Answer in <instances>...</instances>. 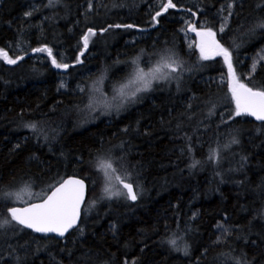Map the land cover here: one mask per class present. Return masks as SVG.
<instances>
[{"label":"trees","instance_id":"obj_1","mask_svg":"<svg viewBox=\"0 0 264 264\" xmlns=\"http://www.w3.org/2000/svg\"><path fill=\"white\" fill-rule=\"evenodd\" d=\"M167 2L0 0V49L23 57L0 58V219L66 176L88 188L62 239L15 222L0 230V264H264V121L235 114L227 64L202 59L184 32L211 29L234 77L264 91V0ZM165 55L177 71L120 111L87 106L129 79L134 60L148 70ZM99 158L135 201L108 198Z\"/></svg>","mask_w":264,"mask_h":264},{"label":"snow or ice","instance_id":"obj_2","mask_svg":"<svg viewBox=\"0 0 264 264\" xmlns=\"http://www.w3.org/2000/svg\"><path fill=\"white\" fill-rule=\"evenodd\" d=\"M51 4V0H49ZM91 7V5H89ZM166 10L167 8L175 7L172 3V0H168L166 5H162ZM231 7V5L229 6ZM161 13L157 12L156 16H159ZM26 16L32 15L31 12L25 13ZM231 15V13H229ZM155 19V17L153 18ZM116 27H121L116 25ZM126 27H132V25H126ZM256 28L264 29V20L260 21L255 25ZM224 28L221 27L220 31H223ZM91 32V30H89ZM94 34V33H93ZM208 37H214L215 33L209 29L206 33H202ZM88 37H84V46L87 47ZM215 55L222 56L224 62L229 68V74L235 76L233 71L232 63V51L229 48L224 47L215 40L212 41ZM239 47V45H235ZM34 52H48L49 56L52 55V50L47 47L33 49ZM202 59H209V56L205 52V47L201 46ZM0 58L7 60L9 64H15L18 59L23 57H17L16 59H11L8 57V54L4 49H0ZM264 59V57H261ZM52 63L57 68H67V64L57 63L56 59L52 58ZM133 64L137 66L133 69L130 78L127 82L120 84L117 88L116 95L113 96V100L117 101L115 105L107 100L97 101L96 97L93 96L90 98L89 104L87 105L90 109L94 108L95 105L102 104L105 109H111L115 107L117 110L123 107L126 102H133L137 95L141 92L150 91L152 88L153 81H161L169 78V73L165 69H170L171 72H176L177 68L173 65L178 64V60H174L172 56L165 55L161 57V60L156 64V66L149 68L145 71L144 68L139 67L137 61H133ZM103 77H101V81ZM63 87V85H62ZM84 91L83 88L80 89ZM95 91L99 92L100 89L97 88ZM230 91L232 93V98L236 103L235 114L240 115L242 112H245L249 115L255 116L257 120L264 121V91H254L252 88L247 87L245 84L240 83L236 80L233 84L230 85ZM32 130H36L35 124L26 125ZM233 143H238V140H233ZM215 155V153H213ZM198 161L192 164V167H195ZM97 170L101 171L104 174L105 180L108 184H111L113 181L117 182L122 186V189H126L124 192L120 189L115 191L109 190V187H105L104 191L109 193V197L112 196H125L127 199L135 201L137 199L136 192L133 189V184L127 181L126 176H121L117 174V168L114 167L113 162L110 158H99L97 160ZM84 181L82 179L69 178L64 180L59 184L54 190L51 191L50 195H47L45 198L41 199L39 203L29 204L27 207L17 208L12 207L8 209V216L0 219V230L7 227L15 225L23 226L24 228L31 229L34 232L42 234L54 233L57 236L63 237L65 234L74 226H76L77 221L80 215V206L84 199ZM218 227H223L218 225ZM176 250H180L177 246L176 239H170L168 241ZM186 250V246H185ZM125 264H128V261H125ZM134 264V262H133ZM239 264V262H237Z\"/></svg>","mask_w":264,"mask_h":264},{"label":"water","instance_id":"obj_3","mask_svg":"<svg viewBox=\"0 0 264 264\" xmlns=\"http://www.w3.org/2000/svg\"><path fill=\"white\" fill-rule=\"evenodd\" d=\"M202 33H206V31H200V32H197V33L195 34V38H196L197 42L199 43L200 47L203 45V46L205 47V52H206V53H210V52L213 51V50H212V48H213L212 41L215 40V38H214V37H208V36H206V35H202ZM247 87H248V86H247ZM249 88H250V87H249ZM253 90H254V91H260V90H257V89H253ZM243 113H245V112H243ZM245 114L248 115V116H250V117H252L253 119L257 120L255 116L249 115V114H247V113H245ZM69 178L82 179V180L84 181V185H85V188H84V199H83V201H82V203H81V206H80V215H79V219H78L77 224H76V226H77V225L79 224V221H80L81 211H82V208H83L84 203H85V201H86L87 191H88L87 183H86V181H85L83 178L78 177V176H72V175H71V176H66V177L63 178L59 183H57L56 185H54V186H53V187H52V188H51V189H50V190L44 195L43 198H45L47 195H50L52 190H54L56 187H58L59 184L62 183L64 180H67V179H69ZM125 191H127V190L125 189ZM43 198H41V199H43ZM41 199L36 200V201H31V202H28V203H25V204H22V205H13V206H11V207H9V208H12V207H17V208L27 207L29 204H32V203H39V202L41 201ZM130 201H132V200H130ZM132 202H133V201H132ZM9 208H8V209H9ZM7 212H8V210H7ZM76 226H74L73 228H71V229L65 234V236H66V235H67L72 229H74ZM21 227H23V226H21ZM23 228H24V227H23ZM24 229H27V230L32 231L31 229H28V228H24ZM32 232L35 233V234H39V235H53V236H55V237H57V238H59V239H62V238L65 237V236H63V237L57 236V235L54 234V233H50V234H42V233H37V232H34V231H32Z\"/></svg>","mask_w":264,"mask_h":264},{"label":"rangeland","instance_id":"obj_4","mask_svg":"<svg viewBox=\"0 0 264 264\" xmlns=\"http://www.w3.org/2000/svg\"><path fill=\"white\" fill-rule=\"evenodd\" d=\"M200 31H204V30H199V29H196V28H194L193 27V25L192 24H190L187 28H186V25H185V29H184V32H185V34L188 36H192V37H194V40H195V43L197 42V40H196V38H195V34L197 33V32H200ZM207 32V31H206ZM197 44H198V46H199V48H200V50H201V47H200V45H199V43L197 42ZM208 56H209V58H211V57H216V56H219V55H215V52L214 51H212V52H210V53H206ZM222 57V56H221ZM223 58V57H222ZM223 60H224V58H223ZM145 71H147V70H145ZM128 80V79H127ZM127 80L126 81H124L123 83H125V82H127ZM237 79L235 78V77H233V76H231L230 75V79H229V82H230V84H233L235 81H236ZM241 83V82H240ZM117 88H119V86L118 87H116V88H113L111 91L109 90V91H107V92H109V93H107V94H105V92H103L102 93V95H101V97L98 95V94H95V95H93V96H95L96 97V99H97V101H102V100H107V101H109V102H111L113 105H115L116 103H117V101H114L112 98H113V96H115L116 95V89ZM92 96V97H93ZM129 103H132V102H126L125 104H124V106L125 105H127V104H129ZM99 107H101V109H103L105 112L106 111H110V110H114L115 112L116 111H120L121 109H122V107L121 108H119V110H117L115 107H112L111 109H105L103 106H102V104H97V105H95L94 106V108L96 109V108H99ZM106 186L107 187H109V188H112V189H122V186L121 185H119L117 182H115V181H113L111 184H108L107 182H106Z\"/></svg>","mask_w":264,"mask_h":264}]
</instances>
